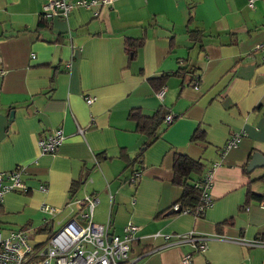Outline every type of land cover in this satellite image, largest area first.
Masks as SVG:
<instances>
[{
	"label": "crops",
	"instance_id": "0c3cea01",
	"mask_svg": "<svg viewBox=\"0 0 264 264\" xmlns=\"http://www.w3.org/2000/svg\"><path fill=\"white\" fill-rule=\"evenodd\" d=\"M71 1L67 17L46 19V0H0V172L23 167L27 187L4 194L0 230L43 244L69 211L41 205L64 207L85 179L102 204L95 221L106 209L113 232L138 226L135 264H264V247L240 242L264 239V165L248 169L264 156V0ZM133 110L159 123L140 133ZM57 128L64 140L42 154L37 140ZM196 128L204 140L191 141ZM176 153L212 167L201 217L173 209Z\"/></svg>",
	"mask_w": 264,
	"mask_h": 264
},
{
	"label": "built area",
	"instance_id": "2783aa9c",
	"mask_svg": "<svg viewBox=\"0 0 264 264\" xmlns=\"http://www.w3.org/2000/svg\"><path fill=\"white\" fill-rule=\"evenodd\" d=\"M114 0H90L84 1L85 5L100 3L111 5ZM255 0H248V6L252 7ZM71 0H46L42 6V15L46 19L61 15L67 17L73 7ZM264 50V45L260 46ZM69 66V63H67ZM166 87L162 86L155 93L162 100ZM95 97L87 96V104L93 103ZM176 116L167 114L164 121L170 123ZM82 133L83 129L78 128ZM64 133L57 128L45 137L37 140L40 152L54 153L64 140ZM240 136L235 134L230 137L226 147L237 145ZM24 168L17 166L12 170L0 172V205L6 192H24L27 190L23 180ZM86 180H78L73 184V196L64 207H55L43 203L41 208L52 215L69 211V216L61 221L57 230L53 231L48 239L39 245L30 242L27 231L23 229L3 232L0 230V264H135L137 257L133 256V243L137 239L138 226L132 221L123 225L121 232L111 230L110 213L105 209L103 222L95 221V216L102 207L99 194L92 196L85 191ZM212 184V167L206 169L204 174V186L200 203L192 211L181 209L178 204L173 205L174 210L189 212L196 217L204 214L211 205L210 188ZM42 191L44 185H40ZM82 194L77 195L79 191ZM109 200L111 195H108ZM264 207V202L260 203ZM60 222V221H59ZM197 250L204 251L207 247L206 239L202 238ZM243 245L248 247H264L263 238L252 240L241 239ZM183 264L190 263V256L182 257Z\"/></svg>",
	"mask_w": 264,
	"mask_h": 264
},
{
	"label": "trees",
	"instance_id": "16d2710c",
	"mask_svg": "<svg viewBox=\"0 0 264 264\" xmlns=\"http://www.w3.org/2000/svg\"><path fill=\"white\" fill-rule=\"evenodd\" d=\"M189 35L197 41L202 35L201 31H189ZM129 50L130 47H128ZM194 76H197L194 74ZM196 79V77H195ZM163 84L159 83V88ZM159 114L155 113L152 116H144L139 110L130 111L128 116L136 123V130L140 133H148L159 123ZM204 140L203 131L196 128L191 135V141ZM143 150L139 152L133 160H142ZM132 164V160L129 161ZM205 167L198 161L181 153H176L173 158V177L172 183L181 188V196L177 203L181 209L192 211L200 203L202 196V186H204ZM178 212V211H177ZM203 214L198 215L201 217Z\"/></svg>",
	"mask_w": 264,
	"mask_h": 264
},
{
	"label": "water",
	"instance_id": "95a60500",
	"mask_svg": "<svg viewBox=\"0 0 264 264\" xmlns=\"http://www.w3.org/2000/svg\"><path fill=\"white\" fill-rule=\"evenodd\" d=\"M259 164L264 165V156L261 153H255L252 160L249 162L248 169H251Z\"/></svg>",
	"mask_w": 264,
	"mask_h": 264
}]
</instances>
